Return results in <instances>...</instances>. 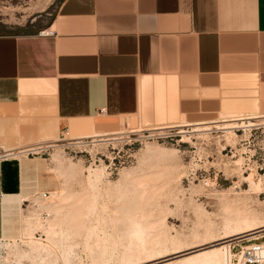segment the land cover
Returning <instances> with one entry per match:
<instances>
[{
    "label": "crops",
    "instance_id": "obj_1",
    "mask_svg": "<svg viewBox=\"0 0 264 264\" xmlns=\"http://www.w3.org/2000/svg\"><path fill=\"white\" fill-rule=\"evenodd\" d=\"M40 32L0 35V149L264 116V0H62ZM23 171L0 163V239L29 230Z\"/></svg>",
    "mask_w": 264,
    "mask_h": 264
},
{
    "label": "rangeland",
    "instance_id": "obj_2",
    "mask_svg": "<svg viewBox=\"0 0 264 264\" xmlns=\"http://www.w3.org/2000/svg\"><path fill=\"white\" fill-rule=\"evenodd\" d=\"M61 2L0 0V35L39 33ZM151 130L13 150L29 230L0 241V264H227L223 247L264 234V116Z\"/></svg>",
    "mask_w": 264,
    "mask_h": 264
},
{
    "label": "built area",
    "instance_id": "obj_3",
    "mask_svg": "<svg viewBox=\"0 0 264 264\" xmlns=\"http://www.w3.org/2000/svg\"><path fill=\"white\" fill-rule=\"evenodd\" d=\"M41 33L42 32H40V34ZM160 129L161 128H156L151 131L155 132ZM12 155V151L0 149V163L12 158ZM1 240L3 239H0V241ZM253 241L254 242H251L247 247H241L237 243L230 247V250H233L236 246H238L239 250L236 253H232V258H230L227 264H264V234L255 236Z\"/></svg>",
    "mask_w": 264,
    "mask_h": 264
},
{
    "label": "bare ground",
    "instance_id": "obj_4",
    "mask_svg": "<svg viewBox=\"0 0 264 264\" xmlns=\"http://www.w3.org/2000/svg\"><path fill=\"white\" fill-rule=\"evenodd\" d=\"M150 152H151L150 154H152L155 158H157L158 155L161 156L160 154H156L154 150H150ZM255 214L256 213L247 214V215H243V216H240V215L239 216H236L230 223H231V225L235 226L236 229L239 228V227H241V226H247V225L250 224V222H253L255 220H258V217ZM230 247H231V245L230 246H227V247H223V250L225 251V253H224V259H225L226 262H229V260L231 258V255H232L231 250H230Z\"/></svg>",
    "mask_w": 264,
    "mask_h": 264
}]
</instances>
